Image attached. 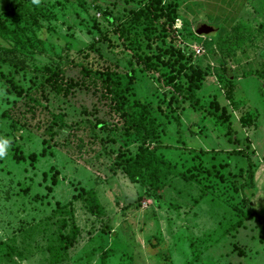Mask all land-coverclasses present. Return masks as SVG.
<instances>
[{"label":"rangeland","instance_id":"rangeland-1","mask_svg":"<svg viewBox=\"0 0 264 264\" xmlns=\"http://www.w3.org/2000/svg\"><path fill=\"white\" fill-rule=\"evenodd\" d=\"M22 1L0 0V47L14 49L24 63L0 60V264H49L56 206L87 190L95 191L105 216L91 217L74 202L80 237L64 264H99L103 253L107 264H264V0H163L177 5L179 43L205 73L192 102L137 66L114 31L149 0H32L13 18L3 14ZM199 24L213 33L195 34ZM237 24L249 27L252 39L223 56L217 47ZM141 48L156 53L144 40ZM81 67L114 69L123 84L131 75L130 113L144 116L150 144L196 180L171 178L160 194L130 183L114 157L134 145ZM58 70L88 89L63 97L40 86ZM213 102L226 110L227 122L217 119ZM58 113L66 127L50 135ZM97 120L106 126L93 128ZM237 150L255 166V189L243 193L246 159L230 154ZM238 208L247 218L233 228Z\"/></svg>","mask_w":264,"mask_h":264},{"label":"trees","instance_id":"trees-1","mask_svg":"<svg viewBox=\"0 0 264 264\" xmlns=\"http://www.w3.org/2000/svg\"><path fill=\"white\" fill-rule=\"evenodd\" d=\"M31 1L23 0L22 3H17L10 9L4 8L2 12L7 18H13L22 9L27 11V3ZM127 15L126 22L119 23L114 28V31L119 38H124L123 46L131 53L133 62L145 72L157 74L161 82L165 86L170 87L177 97L192 102L195 92L202 86L205 73L192 62L190 54H185L184 48L179 43L178 34L182 31L183 25L179 18L177 5L173 2L164 3L163 0H149L141 7L130 10ZM177 21L181 22L180 29L175 27ZM138 27L141 30L136 34ZM123 30L129 31L131 36H123ZM252 36L253 31L249 27L240 24L234 25L220 41L217 48L223 56L233 55L241 50L246 42L252 39ZM142 40L145 41L148 49H151L152 44H154L156 53L145 54L141 48ZM165 40L168 43H165ZM102 41L104 42V39ZM158 44H167L168 47L162 50L158 47ZM165 55H168L166 59L163 58ZM0 60L8 65L24 68V63L18 60L14 49L6 50L0 47ZM165 68H168V75L163 72ZM80 70L83 78L88 81L89 86L99 92L101 98L108 101L110 112L117 116L122 123L125 139H131L134 145L132 149H121L114 157L115 166L120 169V172L130 183L139 184L154 194H160L171 178H181L189 181L196 180L193 174H186V171L182 172L175 164L161 155L159 146L150 144L152 135L146 128L144 116L142 118L138 117V120H136L134 115L130 113L128 95L131 93L129 84L133 81L131 75L127 76L128 82L123 84L119 73L108 67L102 70L81 67ZM60 74L61 70L55 71L40 86L44 89L48 87L49 91L54 95L63 97H69L74 95L76 91L88 89V86L83 83L64 79L60 77ZM176 76L184 77L185 81H182L183 83L176 82ZM262 77L264 78V72ZM227 92L230 94L231 89ZM17 94L21 96L22 93L18 91ZM138 106L141 109L144 108L141 103H138ZM210 107L219 113L217 116L219 121L223 119L220 122L221 124L228 121L229 116L223 107L219 108L214 102ZM51 116L48 132L50 135H54V127H66V123L64 122L65 117L61 113L52 114ZM87 122L91 124L90 121ZM91 126L100 129L105 127L106 123L97 120ZM228 132L226 131V133ZM199 153L205 155L209 152L200 151ZM230 154L243 156L246 159V183L239 186L241 193L255 189V166L249 155L242 150L231 151ZM14 157L18 160L16 156ZM243 197L244 206L249 209L251 215H255L250 200L244 194ZM75 201H80L84 211L91 217L102 218L105 216V209L93 190L82 191L81 194L73 196L70 202L63 205L58 204L54 215L57 228L52 240L47 245L49 264H64L69 250L77 244L80 237V229L75 221ZM236 213L239 219L232 227L240 228L247 215L240 208L236 209ZM262 229L264 231V219ZM106 260V254H101L99 264H107Z\"/></svg>","mask_w":264,"mask_h":264},{"label":"water","instance_id":"water-1","mask_svg":"<svg viewBox=\"0 0 264 264\" xmlns=\"http://www.w3.org/2000/svg\"><path fill=\"white\" fill-rule=\"evenodd\" d=\"M194 32L197 35L208 36L213 33V29L209 26L199 24L195 27Z\"/></svg>","mask_w":264,"mask_h":264},{"label":"built area","instance_id":"built-area-1","mask_svg":"<svg viewBox=\"0 0 264 264\" xmlns=\"http://www.w3.org/2000/svg\"><path fill=\"white\" fill-rule=\"evenodd\" d=\"M177 29H180L181 27V22L180 21H177L176 22V26H175ZM194 55L195 56H200L201 55V50L199 48H195V50L193 51ZM143 206L146 207V204L143 203Z\"/></svg>","mask_w":264,"mask_h":264},{"label":"clouds","instance_id":"clouds-1","mask_svg":"<svg viewBox=\"0 0 264 264\" xmlns=\"http://www.w3.org/2000/svg\"><path fill=\"white\" fill-rule=\"evenodd\" d=\"M3 143H4V144H7V143H8V141H6V140H5Z\"/></svg>","mask_w":264,"mask_h":264}]
</instances>
